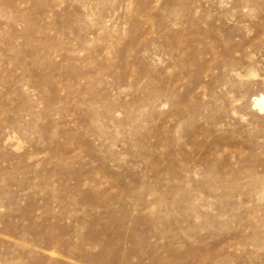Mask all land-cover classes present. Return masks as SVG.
<instances>
[{
    "label": "rangeland",
    "instance_id": "rangeland-1",
    "mask_svg": "<svg viewBox=\"0 0 264 264\" xmlns=\"http://www.w3.org/2000/svg\"><path fill=\"white\" fill-rule=\"evenodd\" d=\"M264 0H0V264H264Z\"/></svg>",
    "mask_w": 264,
    "mask_h": 264
},
{
    "label": "bare ground",
    "instance_id": "bare-ground-1",
    "mask_svg": "<svg viewBox=\"0 0 264 264\" xmlns=\"http://www.w3.org/2000/svg\"><path fill=\"white\" fill-rule=\"evenodd\" d=\"M254 105L257 106L259 109H264V96L260 95L258 97H255Z\"/></svg>",
    "mask_w": 264,
    "mask_h": 264
}]
</instances>
